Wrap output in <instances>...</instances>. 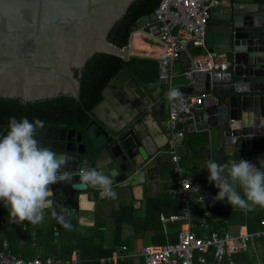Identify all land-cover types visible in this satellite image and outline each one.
Instances as JSON below:
<instances>
[{
  "label": "water",
  "instance_id": "1",
  "mask_svg": "<svg viewBox=\"0 0 264 264\" xmlns=\"http://www.w3.org/2000/svg\"><path fill=\"white\" fill-rule=\"evenodd\" d=\"M134 1L0 0V101L30 105L79 101L84 75L98 53L129 58L128 48L117 47L108 37ZM155 19L154 13L143 15L136 26ZM193 39L183 47L189 65L193 54L188 43ZM204 39L208 51L226 52L231 58L226 71L192 74L185 89L205 94L194 124L204 131L198 141L207 155L205 164L242 158L264 166V0H222L211 7ZM161 98V92H147L121 69L89 112L85 132L51 125L38 130L40 144L68 160L64 171L71 179L51 186L48 208L53 209L58 229L67 220L65 189L91 188L78 183V169L84 162L111 177L121 200L132 199L133 185H144L149 176L144 145L153 124L161 129ZM192 129L191 125L188 130ZM7 132L0 123V137ZM225 145L233 150L224 152ZM184 148H177L181 156ZM238 185L233 182L235 191ZM6 206L10 211L0 202V210Z\"/></svg>",
  "mask_w": 264,
  "mask_h": 264
},
{
  "label": "crops",
  "instance_id": "2",
  "mask_svg": "<svg viewBox=\"0 0 264 264\" xmlns=\"http://www.w3.org/2000/svg\"><path fill=\"white\" fill-rule=\"evenodd\" d=\"M139 27L136 26L133 30ZM192 45L190 41L188 47L194 57L198 53L191 51ZM196 47L203 51L202 47ZM161 52L162 45L153 35L140 30L132 35L130 56L157 62ZM188 66V56L182 51L180 58L173 65L172 77V87L178 88L180 92H186L188 80L182 72ZM151 84L155 87H149V84L143 88L155 94L156 89H160L165 117L167 86L159 79L158 82ZM161 122L160 130L152 123V132L146 136L144 147L148 152V160L144 164L146 162L149 164L146 168L149 176L145 177L144 185L142 183L132 186L131 200H121L118 195L115 198L101 197L99 191L94 188L72 192L66 188L68 196L63 197L62 201L67 203V220L60 229L57 228L52 208L45 209L42 224L32 226L27 221L23 224L13 223L6 206L0 210V237L4 240L3 247L26 260L58 259L59 262L54 264H144L140 255L142 247L174 243L179 229L186 225H190V228L200 236H211L213 233L221 232L235 235L260 230L259 222L264 219V208L254 206L252 211L245 212L240 208L233 209L226 201L216 200L214 205L208 208L196 200L195 194H190L189 197L187 219H161L180 215L184 210L182 194L177 191L174 183L179 173L170 155L164 152L168 142ZM195 122L192 124V130H188L190 126L186 128V136L182 142V145H185L183 155L178 153L180 175L198 178L200 189H210L216 197L219 189L208 180L210 173L205 164L207 155L202 154L198 141L204 131L196 130ZM232 150V145H225L223 148L224 152ZM240 191L238 185L236 192ZM240 194L243 196L242 191ZM254 244L248 251L235 254L233 264H237L236 260L243 254L250 253L254 257V252L264 262V239L259 238ZM92 256L94 258H91ZM208 260L211 261L212 258L208 257ZM243 264H248V261H244ZM254 264H257L256 259Z\"/></svg>",
  "mask_w": 264,
  "mask_h": 264
},
{
  "label": "built area",
  "instance_id": "3",
  "mask_svg": "<svg viewBox=\"0 0 264 264\" xmlns=\"http://www.w3.org/2000/svg\"><path fill=\"white\" fill-rule=\"evenodd\" d=\"M221 4L222 0H160L153 12L156 19L130 33L126 44L130 55L132 54V35L137 30L153 35L160 41L162 52L157 58L158 79L167 86L166 94L170 88H173V65L180 58L183 47L189 39L194 38L191 41L192 44L202 47L203 51L194 56L192 64L182 72L188 81L194 73L226 71L230 66L231 58L226 52H213L205 48L204 32L210 8ZM169 6L171 14L168 13ZM181 93L183 94L182 104L178 101H169L166 95L167 112L161 123L168 142L164 152L170 155L179 173L174 183L177 191L182 194L184 210L180 215L161 217L162 220L187 219L190 194H195L196 200L208 208L214 205L215 200L212 190L200 189L198 178H186L180 175V157L177 148L182 145L186 136V128L195 122V112L205 97L204 93ZM206 214L205 212L204 217ZM259 223L261 229L255 232L235 235L221 232L213 233L211 236L197 235L190 225H186L179 229L176 242L144 246L140 250V255L143 257L144 264H233L235 254L248 251L254 247L257 239H264V219H261ZM5 250L6 248L0 250V264H54L59 262L56 258L26 260ZM208 257L212 260L209 261ZM256 261L257 264H264L259 256H256Z\"/></svg>",
  "mask_w": 264,
  "mask_h": 264
},
{
  "label": "clouds",
  "instance_id": "4",
  "mask_svg": "<svg viewBox=\"0 0 264 264\" xmlns=\"http://www.w3.org/2000/svg\"><path fill=\"white\" fill-rule=\"evenodd\" d=\"M159 92L157 88L156 94ZM166 95L169 101L183 103V94L178 88H170ZM43 127L40 119L11 117L7 135L0 137V202L10 206L13 223L42 224L45 209L51 203V186L71 179L64 171L67 157L57 155L38 141L37 132ZM207 170L209 182L219 189L216 201H226L233 209L245 212L252 211L254 206L264 208V166L257 167L242 158L223 164L209 160ZM78 178V183L98 190L101 197H116L111 177L88 167L87 162L78 169ZM233 182L239 184L243 196L241 191L234 190Z\"/></svg>",
  "mask_w": 264,
  "mask_h": 264
},
{
  "label": "trees",
  "instance_id": "5",
  "mask_svg": "<svg viewBox=\"0 0 264 264\" xmlns=\"http://www.w3.org/2000/svg\"><path fill=\"white\" fill-rule=\"evenodd\" d=\"M159 2L160 0H135L132 2L110 33L108 40L117 47L126 46L129 34L136 27L137 19L153 13ZM191 51L196 54L201 52L194 45H192ZM121 69H125L144 87L158 82L157 62L155 61L137 56L124 59L113 54L98 53L84 75L79 101L70 98L54 105H30L0 101V123L5 124L8 129L11 117H16L17 120L26 117L30 121L40 119L44 125L67 126L85 132L91 121L89 112L101 101L102 90L107 86L108 81ZM3 241V238L0 237V250L5 248ZM256 256H259L256 252H254L255 258L250 253L243 254L236 261L237 264H243L244 261L254 264Z\"/></svg>",
  "mask_w": 264,
  "mask_h": 264
},
{
  "label": "flooded vegetation",
  "instance_id": "6",
  "mask_svg": "<svg viewBox=\"0 0 264 264\" xmlns=\"http://www.w3.org/2000/svg\"><path fill=\"white\" fill-rule=\"evenodd\" d=\"M45 126H48V125H45ZM51 126H60V125H51ZM7 127V126H6ZM8 130V129H7Z\"/></svg>",
  "mask_w": 264,
  "mask_h": 264
}]
</instances>
